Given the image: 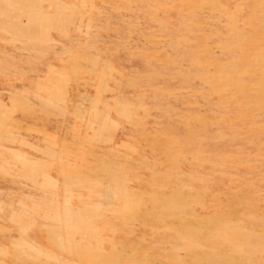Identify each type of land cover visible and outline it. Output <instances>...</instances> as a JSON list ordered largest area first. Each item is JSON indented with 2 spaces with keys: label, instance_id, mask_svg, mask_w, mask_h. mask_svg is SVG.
I'll return each mask as SVG.
<instances>
[{
  "label": "rangeland",
  "instance_id": "obj_1",
  "mask_svg": "<svg viewBox=\"0 0 264 264\" xmlns=\"http://www.w3.org/2000/svg\"><path fill=\"white\" fill-rule=\"evenodd\" d=\"M0 264H264V0H0Z\"/></svg>",
  "mask_w": 264,
  "mask_h": 264
}]
</instances>
